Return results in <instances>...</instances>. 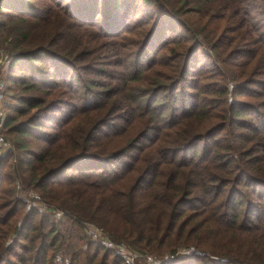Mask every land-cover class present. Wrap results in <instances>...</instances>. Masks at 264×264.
I'll return each instance as SVG.
<instances>
[{
	"label": "trees",
	"instance_id": "trees-1",
	"mask_svg": "<svg viewBox=\"0 0 264 264\" xmlns=\"http://www.w3.org/2000/svg\"><path fill=\"white\" fill-rule=\"evenodd\" d=\"M32 1L0 0V264H125L77 259L84 222L166 264H264V0ZM17 180L66 219L17 225Z\"/></svg>",
	"mask_w": 264,
	"mask_h": 264
},
{
	"label": "built area",
	"instance_id": "built-area-1",
	"mask_svg": "<svg viewBox=\"0 0 264 264\" xmlns=\"http://www.w3.org/2000/svg\"><path fill=\"white\" fill-rule=\"evenodd\" d=\"M4 58H8V55L0 56V67L2 65V61ZM7 96V86L6 82L1 74L0 69V150H8L11 147V142L5 137L3 133L4 120H5V98ZM30 194L29 198H24L29 209H38L40 212L53 214L57 219H64L65 212L60 209H56L53 206L46 204L40 194L37 193H27ZM28 196V195H26ZM85 232L91 236L94 240L98 241L101 245L113 250L117 256L121 257L125 264H165L169 262L171 257L169 256L158 258L149 254L147 251H142L141 249H137L128 245V243L124 241H115L109 235L102 233V230L94 224L84 223ZM101 230V231H100ZM195 252L192 248L191 250L181 249L179 253H192ZM197 253V252H196Z\"/></svg>",
	"mask_w": 264,
	"mask_h": 264
},
{
	"label": "rangeland",
	"instance_id": "rangeland-1",
	"mask_svg": "<svg viewBox=\"0 0 264 264\" xmlns=\"http://www.w3.org/2000/svg\"><path fill=\"white\" fill-rule=\"evenodd\" d=\"M9 1V3L10 4H12L15 0H8ZM39 0H34V1H32L31 3H34V2H38ZM44 1H46V0H44ZM66 3H71L74 7H77V8H79V9H81V10H83V8L84 9H86V11L85 12H83L82 14H84L85 15V17H88V16H90L92 13H93V10L92 9H96L97 7H95V4H94V0H86V1H82V0H66ZM65 5V4H64ZM86 6V7H85ZM141 8V12L143 13V12H145V10L144 9H142V7H140ZM6 11H9L8 9H6ZM222 13V12H221ZM187 19H189L190 20V22H191V24H194V25H197V24H201V23H204L205 22V19H203V21H200V18L198 17V15L197 14H187L186 16H185ZM201 40V39H200ZM202 42H203V40H201ZM1 49H3V48H1ZM0 49V51H3V50H1ZM2 55H8L6 52H1L0 53V56H2ZM11 59H10V57H9V55H8V58H4L3 59V63H2V65H1V67H0V69H1V74H2V76H3V78H4V80H5V76H7V74H8V68H9V65H10V61ZM14 73H16V75H18V73L17 72H14ZM6 82V86L7 85H11L10 84V82L9 81H5ZM12 92H11V90H8L7 91V95L9 96L10 94H11ZM9 101V100H8ZM4 107H5V103H4ZM42 121H44V122H46L44 119L42 120ZM4 133V132H3ZM5 135V134H4ZM5 137L11 142V147L8 149V150H0V158H2L4 155H6L8 152H10V151H12V150H14L15 149V147H14V145H13V141L11 140V138H10V136L8 137L7 135H5ZM0 169H2L3 170V173L4 174H7V172H8V170H9V162H7V163H5V164H2L1 166H0ZM14 185V184H13ZM0 186H1V189H6L7 187H8V185L5 183V182H1V184H0ZM16 189H17V195L15 196V199H17V196L22 200H24V198H29V195L30 194H27L28 192L29 193H37L38 195H39V193L37 192V191H35V190H22V185H21V183H20V181L19 180H17L16 181ZM26 195H28V196H26ZM22 200V201H23ZM17 207H18V209H19V212H18V214H16V216H15V219H17V225L18 224H20V221L22 220V218H23V216L26 214V212H28V211H30L29 210V208H28V206H27V204H26V202L24 201V204H21V206H18L17 205ZM32 209V208H31ZM33 210V209H32ZM36 211V210H35ZM37 211H38V214H43V213H41L38 209H37ZM36 211V212H37ZM52 215V214H51ZM64 219H66V218H64ZM63 219V220H64ZM84 223H91V224H93V226H94V223H92V222H84ZM84 223H83V231H82V229H80V227H78L77 225H74V227L72 228V238H71V240H70V244L72 245V247L74 248V251L77 253V259L79 260V261H81V259H83L84 258V256H85V253H86V251H87V248H88V245H87V243H89L88 241L90 240V239H92V240H94L93 238H91V236L89 235V233L87 234V232H85V226H84ZM96 226H94L95 228L96 227H98L99 229H101L102 230V233H104V234H106V235H109L110 237H111V235H110V233L109 232H107L103 227H100L99 225H97V224H95ZM100 230V231H101ZM90 238V239H89ZM94 241H96V240H94ZM123 241V240H122ZM96 242H98V241H96ZM124 242H126V241H124ZM9 243V242H8ZM93 243V242H92ZM127 243V242H126ZM129 246H131L130 244H128ZM95 246H96V244H95ZM131 247H133V246H131ZM137 249H140V248H137ZM142 251H145L144 249H141ZM61 252L62 253H64V250H61ZM149 254H152L153 256H155V257H158V258H163V257H166V256H169L167 253H163V254H153V253H151V252H149V251H147ZM104 253H106V250L104 249V250H101L100 251V256L102 255V254H104ZM107 254L110 256V252L109 251H107ZM184 254V253H183ZM62 254L60 253L58 256H57V258L55 259V264H67L68 263V260H69V257L67 258V259H64L63 260V258H62V256H61ZM67 257V256H66ZM112 258L113 257H111L110 259H109V261H112ZM170 258V257H169ZM135 264H139V263H135ZM166 264V263H165Z\"/></svg>",
	"mask_w": 264,
	"mask_h": 264
}]
</instances>
